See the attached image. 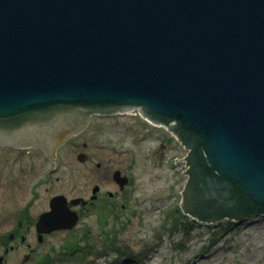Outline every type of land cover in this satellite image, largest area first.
Instances as JSON below:
<instances>
[{
  "label": "water",
  "instance_id": "95a60500",
  "mask_svg": "<svg viewBox=\"0 0 264 264\" xmlns=\"http://www.w3.org/2000/svg\"><path fill=\"white\" fill-rule=\"evenodd\" d=\"M133 108L188 150L184 214H264V0H0V139ZM50 207L39 233L76 225L63 196Z\"/></svg>",
  "mask_w": 264,
  "mask_h": 264
},
{
  "label": "rangeland",
  "instance_id": "374dc122",
  "mask_svg": "<svg viewBox=\"0 0 264 264\" xmlns=\"http://www.w3.org/2000/svg\"><path fill=\"white\" fill-rule=\"evenodd\" d=\"M79 142L85 143L86 160L62 165L38 188L34 206L46 207L47 198L60 191L71 195L73 190L88 199L94 185L101 188L99 202L87 206L71 230L54 231L40 243L29 240L36 248L30 260L19 261L29 252L24 246L9 255L10 264H264V214L235 225L223 220L191 226L188 217L182 218L186 150L162 126L132 115L94 118ZM6 151L0 150L4 173L17 167L9 158L14 155ZM54 166L41 158L20 186H0L6 208L19 209L30 197L32 182ZM115 170L129 174L133 182L123 194L110 198L106 191L118 190ZM10 194L15 195L12 200ZM11 220L4 219L3 226ZM121 250L126 255H120Z\"/></svg>",
  "mask_w": 264,
  "mask_h": 264
},
{
  "label": "flooded vegetation",
  "instance_id": "af4514ba",
  "mask_svg": "<svg viewBox=\"0 0 264 264\" xmlns=\"http://www.w3.org/2000/svg\"><path fill=\"white\" fill-rule=\"evenodd\" d=\"M94 118H103L102 116L94 115L88 121L87 128L91 126V122ZM4 123L0 122V131H5L2 129ZM8 128L11 126L10 124H5ZM87 128H76L75 131H71L70 133L66 134L62 139H55L54 131H51V137L43 138L39 137L36 138L34 142L29 144H23L25 141H21L18 136L13 135L10 138L0 139V150L6 149V153L11 154L13 157H9L13 161V165H16V168L10 169L9 172L4 173L5 168L0 167V186L8 187L9 185H13L14 187L20 186L28 176H30L29 171H33L36 165L37 160L44 161H51L55 163V166L50 168L46 174H41L38 176L30 186L31 194L29 199L25 200L24 202L21 201L22 205L17 210H10L6 208L5 202L7 201L6 196L3 193H0V219L2 223L0 224V258L1 264H10L8 257L9 255L18 250L21 247H26L28 249V253L25 252L21 256V260L24 263L29 261L32 254L35 252L36 248L33 246L29 240L38 241L40 238L38 235V231L36 229V222L37 219L41 218V214L45 213L49 210V202L50 200L59 194L63 195L66 198V205L71 210L75 211L77 215L80 217L83 212L86 211L88 208L87 206L92 205L95 201L98 203L100 200L101 188L98 187V191L96 196L91 199V195L88 198V201L84 204L83 199L84 195L72 190V193L69 195L66 192H56L52 193L47 198L46 207L36 210L34 206V202L40 198L39 187L41 185L48 184L52 178L54 173H57L60 170L62 165L65 167L68 164H74V162H81L79 160L80 154H83V148L85 147V143H80L79 140L81 139L82 133L85 132ZM8 131H11L9 129ZM37 140V141H36ZM23 146V147H19ZM69 152H62L67 150ZM77 151V152H76ZM76 152V153H75ZM62 153V155L60 154ZM74 154V156H73ZM69 155V156H68ZM73 156L72 158H70ZM70 159L68 161L67 159ZM36 160V161H35ZM77 160V161H76ZM98 167V166H97ZM100 167V166H99ZM98 167V168H99ZM128 177V184L126 187L122 188L120 183L115 180V183L118 187V190H115L114 193L110 191H106V194L110 198H114L123 194L125 188L130 187L131 183L133 182L132 177L128 174H123ZM55 180H58L56 176ZM76 192V193H75ZM14 194H10L9 199L12 200L14 198ZM77 200L74 204H71L72 201ZM13 206V205H12ZM115 205L111 204L113 208ZM87 207V208H86ZM125 205H122V208ZM4 219H15L11 220L9 226L6 228L3 226ZM46 235L42 236V240ZM33 237L32 239H29Z\"/></svg>",
  "mask_w": 264,
  "mask_h": 264
},
{
  "label": "trees",
  "instance_id": "16d2710c",
  "mask_svg": "<svg viewBox=\"0 0 264 264\" xmlns=\"http://www.w3.org/2000/svg\"><path fill=\"white\" fill-rule=\"evenodd\" d=\"M184 216L182 215V218H183ZM193 224H195L194 222H192ZM114 250H116V249H114ZM118 250V249H117ZM120 255H123V254H125L122 250L121 251H119L118 252ZM37 264H49L47 261H39V262H37Z\"/></svg>",
  "mask_w": 264,
  "mask_h": 264
}]
</instances>
